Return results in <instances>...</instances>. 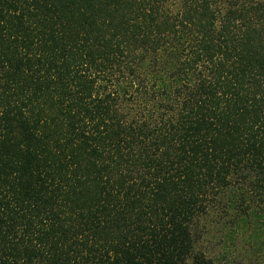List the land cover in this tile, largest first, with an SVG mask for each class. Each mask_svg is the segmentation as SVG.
Wrapping results in <instances>:
<instances>
[{
    "label": "trees",
    "instance_id": "trees-1",
    "mask_svg": "<svg viewBox=\"0 0 264 264\" xmlns=\"http://www.w3.org/2000/svg\"><path fill=\"white\" fill-rule=\"evenodd\" d=\"M223 196L264 206V0H0V264H215Z\"/></svg>",
    "mask_w": 264,
    "mask_h": 264
},
{
    "label": "rangeland",
    "instance_id": "rangeland-1",
    "mask_svg": "<svg viewBox=\"0 0 264 264\" xmlns=\"http://www.w3.org/2000/svg\"><path fill=\"white\" fill-rule=\"evenodd\" d=\"M251 200H246L245 206L258 209L263 219L258 221L250 212L244 213L248 209L235 207L231 211L236 214L226 217L230 207L223 196L215 199L209 212L194 222L199 238L197 248L213 258L215 264H264V206L255 197Z\"/></svg>",
    "mask_w": 264,
    "mask_h": 264
}]
</instances>
